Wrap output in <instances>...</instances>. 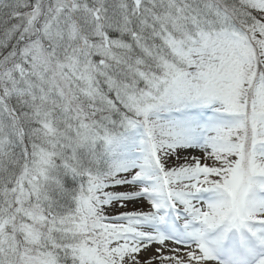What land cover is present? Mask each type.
<instances>
[{
  "label": "snow or ice",
  "instance_id": "snow-or-ice-1",
  "mask_svg": "<svg viewBox=\"0 0 264 264\" xmlns=\"http://www.w3.org/2000/svg\"><path fill=\"white\" fill-rule=\"evenodd\" d=\"M0 264H264V0H0Z\"/></svg>",
  "mask_w": 264,
  "mask_h": 264
},
{
  "label": "rangeland",
  "instance_id": "rangeland-1",
  "mask_svg": "<svg viewBox=\"0 0 264 264\" xmlns=\"http://www.w3.org/2000/svg\"><path fill=\"white\" fill-rule=\"evenodd\" d=\"M142 255L146 256V255H148V253H142Z\"/></svg>",
  "mask_w": 264,
  "mask_h": 264
}]
</instances>
